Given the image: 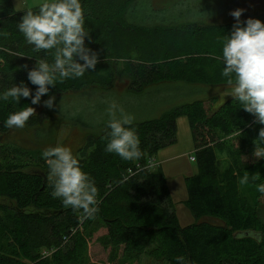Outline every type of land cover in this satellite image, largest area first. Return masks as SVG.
Instances as JSON below:
<instances>
[{
    "label": "trees",
    "instance_id": "obj_1",
    "mask_svg": "<svg viewBox=\"0 0 264 264\" xmlns=\"http://www.w3.org/2000/svg\"><path fill=\"white\" fill-rule=\"evenodd\" d=\"M80 2L90 36L85 44L98 53L95 69L80 78L57 80L50 87L49 94L56 98L52 109L43 106L47 95L41 97L39 108L30 98H21L18 104L12 98L0 100V136L9 130L5 126L9 114L28 105L37 110L26 123L32 140L38 141L33 145H45L30 149L35 156L27 154L33 166L26 170L20 146L0 149V198L12 202L9 206L0 203V264H27L25 260L78 264L85 248L81 230H87L95 219L102 224L100 242L111 250L112 262L125 256L134 262L147 255L158 256L164 264H177L178 256L187 264H264V220L259 217L264 194L256 188L264 183V159L253 156L254 141L264 125L255 123L254 116L230 95L221 98L218 91L205 89L212 84L229 85L222 75V47L235 21L200 27L193 20L200 15L188 23L174 12H161L149 0ZM200 3L199 14L206 15L208 0ZM38 6L29 9L38 12ZM251 6L257 11H246L241 21L255 18L264 22V3L260 8ZM0 10V93L23 81L34 94L36 86L28 81L27 70L35 66L36 58L52 63L53 53L34 52L18 30L28 9L13 11L9 0H0ZM185 33L189 39L181 37ZM94 87L107 91L97 99L99 104L90 102L88 92ZM115 87L125 92L114 94ZM75 93L80 101L88 99L82 105H88L83 115L80 107L64 104ZM168 94L181 96V103L150 116L155 99ZM137 98L148 101L137 114L149 115L134 119L132 127L143 155L129 161L105 151L110 131L106 106ZM92 111L95 119L90 117ZM180 115L187 120L193 149L190 157L196 167L183 178V204L194 219L185 226L174 214L161 166L148 168L150 157L174 143L175 118ZM59 119L80 130V142L71 151L98 189V212L91 219L82 220V210L66 208L50 195L49 168L42 154L54 146L43 141L54 139V124ZM49 125L47 132L45 126ZM239 129L237 139L227 138ZM224 155L228 170L222 174L218 171ZM246 172L259 173L261 179L241 185ZM65 242L71 247L60 253Z\"/></svg>",
    "mask_w": 264,
    "mask_h": 264
},
{
    "label": "clouds",
    "instance_id": "obj_2",
    "mask_svg": "<svg viewBox=\"0 0 264 264\" xmlns=\"http://www.w3.org/2000/svg\"><path fill=\"white\" fill-rule=\"evenodd\" d=\"M244 9L237 8L229 14L235 19L230 35L225 36L222 47L223 71L232 86L230 96L242 104L247 113L254 116L255 123L264 125V22L248 18L241 21ZM85 13L80 0H43L38 12L28 9L18 22V30L23 34L34 52H52L53 62L36 58L35 66L27 70L28 81L36 86L33 94L23 81L0 93V100L12 98L18 104L21 98H30L31 104L41 102L47 95L43 106L55 107V95H51L50 87H55L57 80L80 78L86 71L95 69L99 62L98 53L85 44L89 32L84 27ZM82 61V63H81ZM121 62H127L121 58ZM27 69V65H24ZM233 75L235 82H233ZM36 115L31 106L9 114L5 121L7 128H24L29 119ZM109 120L107 127V153H115L124 160H139L143 153L140 149L139 137L133 126L134 117L124 112L115 102L109 104ZM241 135L240 129L229 135L234 139ZM253 156L264 159V127L259 128L254 141ZM43 158L49 168V182L52 189L50 195L59 198L64 207L82 210L81 219H91L98 212V189L95 182L85 173L79 160L70 148L55 146L43 152ZM156 167L149 162L148 168ZM259 173L240 179V184L259 181ZM257 191L264 194V183L256 184ZM177 264H187L183 256L176 257Z\"/></svg>",
    "mask_w": 264,
    "mask_h": 264
},
{
    "label": "rangeland",
    "instance_id": "obj_3",
    "mask_svg": "<svg viewBox=\"0 0 264 264\" xmlns=\"http://www.w3.org/2000/svg\"><path fill=\"white\" fill-rule=\"evenodd\" d=\"M12 6L13 11H22L26 10L35 6H38L40 3L43 2V0H9ZM151 1L152 5H155V7L160 10L161 12L163 10H168L169 13L174 12V16H183L186 17V22H192L191 18L194 15H200L197 16L196 19H193L196 21L195 24L199 25L200 27L205 26H218V24L222 23H230L232 21H235V19L229 14L231 11L241 8L245 11L242 13L241 18L244 17V13L247 12H256L254 10L255 8L251 6H256L257 8H260V0H208L209 3V9L207 14H199V7L201 6L200 0H149ZM176 2H179V4L176 5ZM181 2V3H180ZM184 6L185 8H188V10H183L181 7ZM163 9V10H162ZM1 12V10H0ZM183 13V14H182ZM203 15V16H201ZM208 15V16H207ZM186 36H181L184 38L190 37L189 34L185 33ZM189 39V38H188ZM231 85H214L212 86H205V89L207 92L218 91L221 98H226V96L230 95L232 92V86ZM95 90L88 92L91 96L90 102H96V104H99L100 102L97 100L99 99V96L104 94L105 90H102L98 87H94ZM125 92L124 89L115 87L113 89V93L117 95H122ZM76 96L73 98L66 99L64 102L65 106L68 108H76L80 107L78 109L80 110V113L83 115V110L85 108V105L82 107L83 103H85L86 100H78V94L75 93ZM120 97V96H119ZM107 98H110L107 96ZM181 96H175V95H165L162 96L159 99H155V109L154 111L150 112V116L152 115H158L161 111L168 109L172 106L179 105L181 103L180 100ZM147 99L137 98L135 100H122L119 102L122 105V109L127 114H137V110H140L143 108L144 105H147L148 101ZM109 101V100H108ZM86 104V103H85ZM110 104V103H109ZM108 104V105H109ZM74 106V107H73ZM90 106V104H89ZM37 107L40 106L37 104ZM107 111H108V106ZM104 107V108H106ZM120 107V108H121ZM36 108V107H35ZM105 110V109H104ZM37 111V110H36ZM71 111V110H70ZM90 114V117L95 119V114L92 111ZM149 113H138L135 115L134 118H141L144 116H148ZM49 126H45V130L47 132L50 131ZM29 130V126L27 127L26 124L24 128L17 129V128H9L8 132L5 134H2L0 136V149L4 148V146H20L22 153L20 159L25 164L23 169H28L31 165V157L35 156V152L37 148H43V145H40L39 143L33 145L34 142H38L36 139L32 140V135ZM54 133L55 137L51 141L50 139H45L43 143H49L55 147V146H65L70 149L76 148L77 144L80 142V130L78 127L70 128V126L67 123H63L62 119H59L54 124ZM221 140H226V137L222 138ZM30 149H34L32 152ZM30 154V156L28 155ZM190 155H193V149H192V143L190 138V132L187 124V120L184 116L180 115L175 118V141L171 145L165 146L161 149H159L154 156L150 157L151 162H155L156 166L159 164L161 166V169L166 177V183L167 187L171 194V199L173 201V207H174V214L178 220V223L181 226L189 225L191 224L194 219L191 215V213L187 210V208L184 206L183 201L186 198V191L184 187L183 178L187 175L193 174L196 171L195 162L190 160ZM219 157V156H218ZM220 160V158H219ZM228 159L224 157L220 160L219 163V171L222 172V174L228 170L227 167ZM36 168V167H35ZM156 168V167H155ZM0 203H3L5 205H12L11 201H8L7 199L0 198ZM264 206V205H263ZM260 219L264 220V207L259 209ZM207 221L212 222L213 220L211 218H205ZM102 224L95 219L93 223L88 227L87 230H81L82 233V239L85 243V248L83 250V254L81 255V258L79 259L78 264H164V262L161 260V258L157 257H150L147 255H140L138 259L134 262L130 261L128 257L125 256V258H115L112 261H110V253L111 250L109 247H103L100 242V232L102 229L100 227ZM64 244V245H63ZM60 249V253H64L67 248L71 247L70 243H63ZM151 245L147 247V251H149ZM65 249V250H63ZM41 250V248H40ZM43 254V252H40ZM49 255V253L47 254ZM27 264H31L30 260H25ZM51 263L52 261L49 260Z\"/></svg>",
    "mask_w": 264,
    "mask_h": 264
},
{
    "label": "water",
    "instance_id": "obj_4",
    "mask_svg": "<svg viewBox=\"0 0 264 264\" xmlns=\"http://www.w3.org/2000/svg\"><path fill=\"white\" fill-rule=\"evenodd\" d=\"M241 235H247V232H242V233H240Z\"/></svg>",
    "mask_w": 264,
    "mask_h": 264
},
{
    "label": "flooded vegetation",
    "instance_id": "obj_5",
    "mask_svg": "<svg viewBox=\"0 0 264 264\" xmlns=\"http://www.w3.org/2000/svg\"><path fill=\"white\" fill-rule=\"evenodd\" d=\"M257 1V0H256ZM260 2H262V0H260ZM261 4V3H260ZM252 5V4H251ZM256 7V6H255Z\"/></svg>",
    "mask_w": 264,
    "mask_h": 264
},
{
    "label": "built area",
    "instance_id": "obj_6",
    "mask_svg": "<svg viewBox=\"0 0 264 264\" xmlns=\"http://www.w3.org/2000/svg\"><path fill=\"white\" fill-rule=\"evenodd\" d=\"M190 159L192 160L193 158H192V157H190Z\"/></svg>",
    "mask_w": 264,
    "mask_h": 264
},
{
    "label": "crops",
    "instance_id": "obj_7",
    "mask_svg": "<svg viewBox=\"0 0 264 264\" xmlns=\"http://www.w3.org/2000/svg\"><path fill=\"white\" fill-rule=\"evenodd\" d=\"M164 174V173H163ZM166 178V177H165ZM169 190V189H168ZM169 193H170V191H169ZM171 195V194H170Z\"/></svg>",
    "mask_w": 264,
    "mask_h": 264
}]
</instances>
